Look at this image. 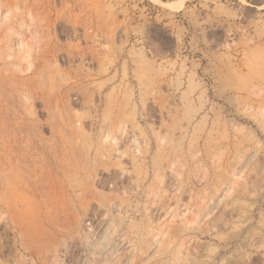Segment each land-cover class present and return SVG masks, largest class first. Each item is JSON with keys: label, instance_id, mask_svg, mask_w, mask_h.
I'll return each instance as SVG.
<instances>
[{"label": "rangeland", "instance_id": "374dc122", "mask_svg": "<svg viewBox=\"0 0 264 264\" xmlns=\"http://www.w3.org/2000/svg\"><path fill=\"white\" fill-rule=\"evenodd\" d=\"M76 128L90 172L71 175L80 188L57 220L63 235L46 240V221L47 242L26 255L0 209L1 263L154 264L145 245L175 246L239 149L261 161L245 174L253 201L264 187V0H0V183L62 180ZM191 235L206 253L221 246Z\"/></svg>", "mask_w": 264, "mask_h": 264}, {"label": "bare ground", "instance_id": "6f19581e", "mask_svg": "<svg viewBox=\"0 0 264 264\" xmlns=\"http://www.w3.org/2000/svg\"><path fill=\"white\" fill-rule=\"evenodd\" d=\"M80 133L81 132L80 130H78V128L74 129L71 133L72 135L74 134L73 135L74 138L71 140V147L74 148L75 151L74 160L73 161L68 160L69 162L66 161L65 163L60 161L62 163L61 164L58 163L56 165L55 169L59 174H61L62 180L58 179L59 178L58 177L57 179L59 181H56V178L53 175L51 181H49L50 183H48L47 185L49 187L48 189H46L47 186L45 181H43L42 178H40L39 176L36 178H32V177L28 178L22 184H18L17 176L11 175V177L8 179L9 181H11L9 185H7L6 178H4L3 176L1 177L0 209L3 210L5 212L4 214L6 215H3L2 211L0 212L2 213L3 218L5 216L7 225L9 224L11 227L10 229L12 228L14 229V233H15L14 235H17L18 239L22 241L21 249H23V252L26 255L34 254V250L29 246V245L34 246L31 243L32 240L36 241L39 238H41V241L40 242L38 241L39 243L37 245L39 247L41 242L43 244V242H47L46 241L47 239L48 241L51 240V237L60 236L61 233L63 235V230H61L60 227L57 226L58 225L57 220L58 218L61 217L60 215L65 216L66 219L70 218L71 215L70 206L72 204L68 203V199L70 197H75L74 192L77 191L78 188H80L78 184L74 183L75 181L71 182L70 180L71 175L72 176L77 175L82 171L83 173L86 172L87 174H89L90 172L88 169L89 167L88 163L90 162L88 161V159H82L83 153L82 150H80V147L82 149L84 148L82 147L84 144L82 143L81 144L82 146H80L79 143L80 141L76 140V138H78ZM81 135L83 134L81 133ZM81 135L80 137L85 138L84 137L85 135L84 136ZM64 142L66 141L64 140ZM89 145L91 144L89 143ZM43 147H45V145H43ZM238 151H240L241 153L243 150L239 149ZM235 153L237 156L235 155L236 157L235 158L233 157L235 162V163L233 162L234 163L233 165H235V167L233 166L234 169L233 171H231V176L228 177V179H226L227 181L224 183V185L219 187L215 193L208 194L207 199L204 202V205L194 212V217L192 221V224L193 223L194 224L186 228L183 234L175 242L174 244L175 246L174 247L162 246L159 240L152 241L151 243L145 245L144 247L146 248L145 251H147L152 245L154 246L153 250H155L154 251L155 253L149 257V259H154V264H156L155 261L157 258H161L160 264H262L264 263V247L262 246L260 247V245H258L262 243V239L264 238V208L263 207H261V211L258 212L259 213L258 218L257 219L255 218L256 209L258 207L260 208L262 201H264V187L262 188L261 185L262 189L259 190V192L256 195V198L253 201L251 202L246 201L247 199H251L249 198V195H251L252 193L251 188L252 186H254V184L253 181L250 180L247 175H245L248 171L261 172L260 171L261 161L260 162L257 161L256 155L253 154V152L251 151L249 152L248 150L246 152H242L241 154L238 152ZM40 156L41 155H39V157ZM160 159L161 158L159 157L154 159L153 167L155 168L153 169L155 171H158L157 169L159 167L158 165H160ZM1 160H3V158ZM4 166H5L4 163H2L1 166L2 170L4 169ZM43 171H45V169H43ZM156 173L157 172H155V174ZM242 173L244 174L241 175ZM86 180L88 181L89 179L86 177ZM84 188L86 187L81 188V190ZM92 190L93 188L91 189V191ZM89 193H90L89 189H84V191L81 192L79 195V197L81 196L80 201L82 200L81 198H83V196L85 197V195H88ZM105 199L106 198L104 196L103 198L100 197L102 203H105L107 201V200L105 201ZM74 201L76 202L77 200ZM75 205L78 211H80L79 203L76 202ZM49 218H51L52 221H49ZM45 222L47 225H49L47 228L49 230V232L47 231L48 236L45 237L46 240L45 238L44 239L42 238L44 237V235H46L45 234L46 230L44 227H42V225L45 224ZM192 232L200 236L198 237L199 240L201 237H203V238H208L211 241L220 242L221 243L220 248L217 249L216 251L214 250L211 253H206V251H204L203 243H196V245L191 247L190 243L194 241V237H192L191 235L193 234ZM103 239L109 240L108 233L105 234ZM110 240L114 242H111L110 246L108 245L109 247L107 248L108 251L109 249L117 246L115 238L113 239L110 238ZM124 240L127 241V238H124ZM195 242L196 241H194L193 244ZM118 243L120 242L118 241ZM132 251L136 252V249ZM252 251H255V253H253ZM111 252L112 250L109 251L108 253L110 254ZM148 253L150 254L151 250ZM0 264L3 263L0 262Z\"/></svg>", "mask_w": 264, "mask_h": 264}]
</instances>
